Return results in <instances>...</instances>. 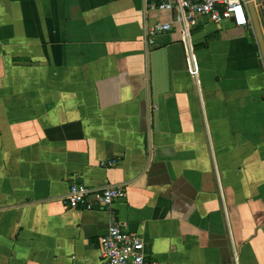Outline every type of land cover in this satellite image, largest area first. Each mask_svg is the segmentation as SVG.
<instances>
[{
    "label": "crops",
    "instance_id": "1",
    "mask_svg": "<svg viewBox=\"0 0 264 264\" xmlns=\"http://www.w3.org/2000/svg\"><path fill=\"white\" fill-rule=\"evenodd\" d=\"M158 2L0 0V264H99L111 221L148 261L264 264L252 24L188 19L194 80L177 12ZM157 23L171 28L149 39ZM72 183L126 198L68 208Z\"/></svg>",
    "mask_w": 264,
    "mask_h": 264
},
{
    "label": "built area",
    "instance_id": "2",
    "mask_svg": "<svg viewBox=\"0 0 264 264\" xmlns=\"http://www.w3.org/2000/svg\"><path fill=\"white\" fill-rule=\"evenodd\" d=\"M150 9L176 11L181 24V46L187 71L197 80V66L189 29L186 21L193 16L205 17L213 22L230 21L236 26L246 27L250 23L245 0H159L157 4L149 3ZM171 26L157 23L147 28L146 34L152 39L158 34L166 33ZM111 165V164H110ZM126 198L123 185L107 186L102 190H89L82 184L72 183L64 203L68 208L90 210L99 205L109 208L115 201ZM99 264H161L148 261L142 253V241L139 237L119 230L110 222L107 232L99 239Z\"/></svg>",
    "mask_w": 264,
    "mask_h": 264
},
{
    "label": "water",
    "instance_id": "3",
    "mask_svg": "<svg viewBox=\"0 0 264 264\" xmlns=\"http://www.w3.org/2000/svg\"><path fill=\"white\" fill-rule=\"evenodd\" d=\"M248 18L255 32L262 60H264V36H262L253 0H245Z\"/></svg>",
    "mask_w": 264,
    "mask_h": 264
}]
</instances>
